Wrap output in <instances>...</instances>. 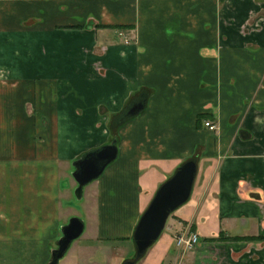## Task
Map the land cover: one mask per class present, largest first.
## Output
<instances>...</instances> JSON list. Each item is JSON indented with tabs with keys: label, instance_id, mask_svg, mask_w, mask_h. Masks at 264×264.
I'll return each mask as SVG.
<instances>
[{
	"label": "crops",
	"instance_id": "0c3cea01",
	"mask_svg": "<svg viewBox=\"0 0 264 264\" xmlns=\"http://www.w3.org/2000/svg\"><path fill=\"white\" fill-rule=\"evenodd\" d=\"M114 138L72 212V162ZM190 159V198L135 264H264V0H0V264H49L73 216L57 264L132 260Z\"/></svg>",
	"mask_w": 264,
	"mask_h": 264
},
{
	"label": "water",
	"instance_id": "95a60500",
	"mask_svg": "<svg viewBox=\"0 0 264 264\" xmlns=\"http://www.w3.org/2000/svg\"><path fill=\"white\" fill-rule=\"evenodd\" d=\"M144 106L145 99L133 104L126 112V119L140 113ZM117 155V140L114 138L99 148L83 153L72 162L71 176L76 183L74 195L77 199L82 198L83 188L97 179ZM196 173V161L187 160L158 188L135 227L133 233L135 254L132 260L127 261L128 264H135L146 254L162 234L169 216L188 201ZM83 228V222L76 216L71 217L68 223L62 226L61 237L57 241V247L51 251L49 264H57L71 242L82 234Z\"/></svg>",
	"mask_w": 264,
	"mask_h": 264
},
{
	"label": "built area",
	"instance_id": "2783aa9c",
	"mask_svg": "<svg viewBox=\"0 0 264 264\" xmlns=\"http://www.w3.org/2000/svg\"><path fill=\"white\" fill-rule=\"evenodd\" d=\"M204 126L210 131L216 129L215 123L211 121H205ZM175 246L182 250H192L199 244V235L191 230L183 231L174 237Z\"/></svg>",
	"mask_w": 264,
	"mask_h": 264
},
{
	"label": "rangeland",
	"instance_id": "374dc122",
	"mask_svg": "<svg viewBox=\"0 0 264 264\" xmlns=\"http://www.w3.org/2000/svg\"><path fill=\"white\" fill-rule=\"evenodd\" d=\"M64 204L70 205L71 208L69 210H71L72 212H74V208L75 209H81V207L83 206L82 200L77 199L76 196L74 195V192H73V196L69 200H65ZM170 224H171V219L168 218V220L166 222V226H165L163 231H166L168 229V225H170ZM61 228H62V225H61Z\"/></svg>",
	"mask_w": 264,
	"mask_h": 264
},
{
	"label": "trees",
	"instance_id": "16d2710c",
	"mask_svg": "<svg viewBox=\"0 0 264 264\" xmlns=\"http://www.w3.org/2000/svg\"><path fill=\"white\" fill-rule=\"evenodd\" d=\"M123 264H128V262H127V261H125Z\"/></svg>",
	"mask_w": 264,
	"mask_h": 264
}]
</instances>
